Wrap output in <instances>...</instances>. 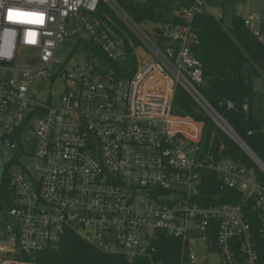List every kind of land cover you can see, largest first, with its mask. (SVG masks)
<instances>
[{"label":"built area","instance_id":"obj_1","mask_svg":"<svg viewBox=\"0 0 264 264\" xmlns=\"http://www.w3.org/2000/svg\"><path fill=\"white\" fill-rule=\"evenodd\" d=\"M231 1L192 0L161 42L117 0H0V145L17 151V162L28 154L25 131H33V163L9 173L13 206L0 208V264H40L23 257L57 248L69 231L130 262L150 255L163 232L181 240L187 264H198L192 242L199 239L222 264H264V179L202 151L203 123L174 113L183 88L264 176V162L199 90L204 72L192 52L193 21L205 13L224 19ZM102 3L145 48L139 59L135 47V73L119 78L96 59L55 74L58 48L70 39L92 41L110 61L125 57L123 40L98 16ZM263 20L264 12L244 16L261 40ZM59 74L66 93L56 106L40 93L43 80ZM205 170L243 201L202 202Z\"/></svg>","mask_w":264,"mask_h":264},{"label":"trees","instance_id":"obj_2","mask_svg":"<svg viewBox=\"0 0 264 264\" xmlns=\"http://www.w3.org/2000/svg\"><path fill=\"white\" fill-rule=\"evenodd\" d=\"M117 1L137 24H158L154 32L161 37V42L167 38L164 36L167 27L171 28L182 22L177 16L170 21L165 19V12L171 10L166 2H178V9L192 2V0ZM98 16L111 28L117 39L123 40L125 57L119 61H110L92 41L84 37L76 39V50L83 49L90 62L95 63L97 59L99 65L107 64V72L115 73L119 78H130L137 68L135 47L140 45V41L105 3L100 5ZM193 25L197 30V40L192 52L202 63L204 72V83L199 87L201 94L264 162V118L256 115L254 109L258 96L254 89V80L264 75V28L260 30L261 40L245 25L244 16L237 13L233 14L230 24L225 23V17L216 19L210 13L198 14ZM174 113L203 123L200 143L202 151L210 150L218 157L241 162L259 178L264 179L263 174L241 147L183 88H179L176 93ZM9 165L7 164V170L2 178L0 208L13 206L9 190ZM219 183L215 172L203 171L202 192L205 196L202 202L222 204L243 201L239 192L233 189L221 190ZM152 248L150 255L130 262L124 256L99 251L76 233L69 231L57 248L26 255L23 258L40 264H187L186 257L185 260L182 259V242L178 238L159 232V237ZM262 257L264 259V250Z\"/></svg>","mask_w":264,"mask_h":264},{"label":"rangeland","instance_id":"obj_3","mask_svg":"<svg viewBox=\"0 0 264 264\" xmlns=\"http://www.w3.org/2000/svg\"><path fill=\"white\" fill-rule=\"evenodd\" d=\"M166 4L171 8L170 11L165 12V19L167 21L172 20L178 13V2L168 1ZM225 23L230 24L233 14H242L243 16L250 15L253 13H263L264 12V0H232L229 2L225 8ZM159 25L143 23L140 25L142 29H145L147 32L155 33L154 30ZM255 27H258V24L255 22ZM261 27L264 28V20L261 23ZM77 48V40L70 39L67 40L64 44L60 45L56 54L57 62L54 65V73L58 74L60 71L66 70L71 71L73 67L77 64H81L87 60L86 52L83 49L79 51ZM136 53L139 59L145 57V48L142 44L136 47ZM44 86L40 94L41 98L47 100L49 96H52V104L59 105L62 99V96L66 93V80L61 74L58 75V78L54 81H51L49 78L43 80ZM254 89L256 92L260 93L264 97V75L256 78L254 80ZM263 116H264V100H263ZM24 146L28 154H21L17 158V151H14L10 147L0 145V183L4 177L5 171L7 170V164L9 165V172L15 171L20 164L26 167L30 166L33 163L31 151L33 145V131L26 130L25 135L23 136ZM193 251L197 256L198 264H222L220 256L213 252L208 251L205 246V242L202 240H196L192 242ZM207 258V262L204 263L203 258Z\"/></svg>","mask_w":264,"mask_h":264},{"label":"crops","instance_id":"obj_4","mask_svg":"<svg viewBox=\"0 0 264 264\" xmlns=\"http://www.w3.org/2000/svg\"><path fill=\"white\" fill-rule=\"evenodd\" d=\"M257 94H258V96L256 98V103L254 105L255 106L254 109L256 111V115L264 118V116H263V100H264V97L262 95H260V93H258V92H257Z\"/></svg>","mask_w":264,"mask_h":264},{"label":"water","instance_id":"obj_5","mask_svg":"<svg viewBox=\"0 0 264 264\" xmlns=\"http://www.w3.org/2000/svg\"><path fill=\"white\" fill-rule=\"evenodd\" d=\"M212 117H213V116H212ZM213 119H214V121L217 123V125H218L220 128H222V127L220 126L219 122L217 121V119H216L215 117H213ZM222 130H224V132H226L225 129L222 128ZM226 133H227V132H226ZM229 136H230V135H229Z\"/></svg>","mask_w":264,"mask_h":264},{"label":"bare ground","instance_id":"obj_6","mask_svg":"<svg viewBox=\"0 0 264 264\" xmlns=\"http://www.w3.org/2000/svg\"><path fill=\"white\" fill-rule=\"evenodd\" d=\"M223 125V124H222Z\"/></svg>","mask_w":264,"mask_h":264}]
</instances>
